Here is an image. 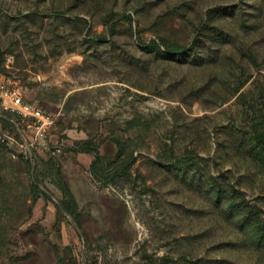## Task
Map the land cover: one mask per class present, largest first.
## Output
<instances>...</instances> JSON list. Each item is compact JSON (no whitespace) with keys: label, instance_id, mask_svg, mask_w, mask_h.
Returning <instances> with one entry per match:
<instances>
[{"label":"rangeland","instance_id":"obj_1","mask_svg":"<svg viewBox=\"0 0 264 264\" xmlns=\"http://www.w3.org/2000/svg\"><path fill=\"white\" fill-rule=\"evenodd\" d=\"M2 84L0 264H264V0H0Z\"/></svg>","mask_w":264,"mask_h":264},{"label":"built area","instance_id":"obj_2","mask_svg":"<svg viewBox=\"0 0 264 264\" xmlns=\"http://www.w3.org/2000/svg\"><path fill=\"white\" fill-rule=\"evenodd\" d=\"M7 99L10 102V109L15 112L22 119H33L38 123L36 127V133H40L44 131V127L48 124L52 123V119L44 115L38 108L24 103L21 99V95L16 89H10L5 87L3 84L0 85V119H2V110L5 108L3 105V100ZM0 144H2L5 149L10 153L12 159H16L18 156L30 157V151L34 146V143L31 142L29 144H25V142L18 143L14 140L13 137L7 136L3 133L0 126ZM54 154L60 153V149L58 147L52 150ZM29 156H26V155Z\"/></svg>","mask_w":264,"mask_h":264},{"label":"trees","instance_id":"obj_3","mask_svg":"<svg viewBox=\"0 0 264 264\" xmlns=\"http://www.w3.org/2000/svg\"><path fill=\"white\" fill-rule=\"evenodd\" d=\"M252 152H257L256 155L261 154L262 156H264V146H261L259 149L254 147ZM262 162L264 161H260L261 165L264 166V163ZM238 193L241 194L240 192ZM238 197L241 198L240 196ZM222 204L226 206L225 201H223ZM228 211L231 213V215H233V218L236 217V219L241 223V231H239L243 233L244 238L246 240L249 239L256 241V243L259 244L263 242L262 244L264 247V219L262 218V215L259 216L258 211L253 209L252 207L242 208L241 205H238V207L230 209Z\"/></svg>","mask_w":264,"mask_h":264}]
</instances>
